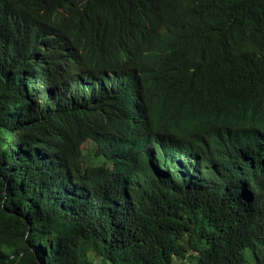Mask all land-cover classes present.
I'll list each match as a JSON object with an SVG mask.
<instances>
[{
  "label": "trees",
  "instance_id": "obj_1",
  "mask_svg": "<svg viewBox=\"0 0 264 264\" xmlns=\"http://www.w3.org/2000/svg\"><path fill=\"white\" fill-rule=\"evenodd\" d=\"M123 35L186 72L108 148L158 157L84 170L76 66ZM262 137L264 0H0V264H264Z\"/></svg>",
  "mask_w": 264,
  "mask_h": 264
},
{
  "label": "clouds",
  "instance_id": "obj_2",
  "mask_svg": "<svg viewBox=\"0 0 264 264\" xmlns=\"http://www.w3.org/2000/svg\"><path fill=\"white\" fill-rule=\"evenodd\" d=\"M119 38L105 45L93 56L80 59V66H76L79 77L72 81L74 85L82 88V95L81 103L78 106L80 118L72 117L69 120V137L71 138L75 133L76 139L78 138L80 141L84 158L83 169L95 164L99 165L105 174H114L117 167L134 164L142 157L159 156L160 149H154L115 160L113 152L108 148L120 140L131 138L133 128L140 134L145 129L147 118L152 112L150 100L163 94L168 88L172 89L180 85L186 72L181 61L175 56L176 51L172 45L176 44L175 40L169 44L164 53L156 46L137 48L136 40L129 35ZM107 47H113L114 50L110 51ZM116 73L123 74V76L117 77ZM109 76L123 80L125 85L133 90L134 98L129 102L126 114L119 97L121 89L116 84L107 82L105 77ZM67 88L65 86L66 104L56 107L59 111L55 114L56 123L59 121L60 115L69 109L66 97ZM101 103L102 106L95 109ZM137 103L142 107H137ZM92 125L94 127L101 126L110 134L111 138L106 144H100L94 139L95 128ZM185 126L186 124L179 122L175 131L183 129ZM262 138L261 143H258L256 147L258 150L264 151ZM88 142L93 143L97 148L93 161L90 159L92 151H84V146ZM98 152L99 155H97ZM105 154H110L111 157L109 158ZM259 160L261 159L259 158Z\"/></svg>",
  "mask_w": 264,
  "mask_h": 264
},
{
  "label": "rangeland",
  "instance_id": "obj_3",
  "mask_svg": "<svg viewBox=\"0 0 264 264\" xmlns=\"http://www.w3.org/2000/svg\"><path fill=\"white\" fill-rule=\"evenodd\" d=\"M84 151H85V152L92 151L91 154H90V159H91V161H93V159H94V154H95V152L97 151L96 146H95L93 143L88 142V143L84 146ZM100 263H101V262L98 261V264H100Z\"/></svg>",
  "mask_w": 264,
  "mask_h": 264
},
{
  "label": "bare ground",
  "instance_id": "obj_4",
  "mask_svg": "<svg viewBox=\"0 0 264 264\" xmlns=\"http://www.w3.org/2000/svg\"><path fill=\"white\" fill-rule=\"evenodd\" d=\"M232 91H233V90H232ZM238 94H239V93H238ZM136 106L139 107V108L142 107V105H140V104H138V103L136 104ZM236 106H237V105H236ZM85 107H87V106H85ZM99 139H100V138H99ZM171 154H172V152H171ZM192 167H193V166H192ZM166 175L168 176V174H166Z\"/></svg>",
  "mask_w": 264,
  "mask_h": 264
}]
</instances>
